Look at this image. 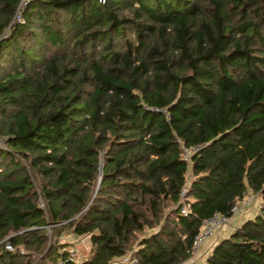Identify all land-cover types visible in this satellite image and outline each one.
<instances>
[{
	"label": "trees",
	"instance_id": "16d2710c",
	"mask_svg": "<svg viewBox=\"0 0 264 264\" xmlns=\"http://www.w3.org/2000/svg\"><path fill=\"white\" fill-rule=\"evenodd\" d=\"M17 4L0 0V264L67 259L48 227L88 236L65 264H184L249 191L260 213L189 264H264V0H31L13 22Z\"/></svg>",
	"mask_w": 264,
	"mask_h": 264
},
{
	"label": "built area",
	"instance_id": "2783aa9c",
	"mask_svg": "<svg viewBox=\"0 0 264 264\" xmlns=\"http://www.w3.org/2000/svg\"><path fill=\"white\" fill-rule=\"evenodd\" d=\"M30 1L31 0H18L17 8L13 15V22L22 21V12ZM0 147H4V140L1 136H0ZM190 152L191 150L184 149V157L188 158ZM262 189H264V183L262 185ZM180 198L182 201H184V191H181ZM253 200H254L253 197L246 194L242 200L238 201L232 206L229 215H225L219 212H214L210 217L204 219L198 233L193 238L192 248H191V252H192L191 258L197 257L199 248L201 247L203 242L211 238L212 236H214L218 229L228 224L230 219L234 217L240 211L241 205H244V204L250 205V203H252ZM38 204L41 207L43 206V202L40 197L38 199ZM187 205H188L187 203H184L183 207L181 208V212L183 214L187 213ZM258 206L261 207V204H259ZM6 248L12 249V247L9 244L6 245ZM85 257L86 255H83L82 253H80L76 247L71 246L68 249L67 259H59L57 261V264H65L67 260L71 262H78V261L84 260ZM118 263L128 264L129 256H125L121 259L112 261L111 264H118Z\"/></svg>",
	"mask_w": 264,
	"mask_h": 264
},
{
	"label": "rangeland",
	"instance_id": "374dc122",
	"mask_svg": "<svg viewBox=\"0 0 264 264\" xmlns=\"http://www.w3.org/2000/svg\"><path fill=\"white\" fill-rule=\"evenodd\" d=\"M247 195H250L251 197L254 198L255 201V206L253 208V216L258 214L262 208V199L260 197H258L257 195H254L253 193H251L250 191L247 193ZM256 199V200H255ZM261 204V207H259L258 205ZM48 233V242L50 241H56V243H61L64 241H71V246L76 247L78 249V251L80 253H82L83 255H86L88 249H89V241H88V236H82V237H78L75 235H71L68 231L64 230L61 233H55L54 235L51 232V229L48 227L47 230ZM205 260L202 258V255L200 256V252L198 253L197 257L191 258L189 259V261L185 262L184 264H189L192 262H196L199 260ZM201 260V261H202ZM128 264H137L135 261H129Z\"/></svg>",
	"mask_w": 264,
	"mask_h": 264
},
{
	"label": "crops",
	"instance_id": "0c3cea01",
	"mask_svg": "<svg viewBox=\"0 0 264 264\" xmlns=\"http://www.w3.org/2000/svg\"><path fill=\"white\" fill-rule=\"evenodd\" d=\"M256 200V199H255ZM244 204V203H243ZM255 206V201L253 200L250 205H241L240 211L230 219L229 223L218 229L214 236L207 239L203 242L201 247L199 248L198 253L200 252V256L202 255L203 259L211 252L213 245L219 241L220 239L226 237L231 232L232 228L236 225L240 224L243 220L253 216V208ZM202 260V259H201ZM199 260V261H201Z\"/></svg>",
	"mask_w": 264,
	"mask_h": 264
},
{
	"label": "water",
	"instance_id": "95a60500",
	"mask_svg": "<svg viewBox=\"0 0 264 264\" xmlns=\"http://www.w3.org/2000/svg\"><path fill=\"white\" fill-rule=\"evenodd\" d=\"M99 182H100V178L98 179V181H97V185H96V189H95V192H96V190H97V187H98V185H99ZM95 194V193H94ZM94 196V195H93Z\"/></svg>",
	"mask_w": 264,
	"mask_h": 264
}]
</instances>
